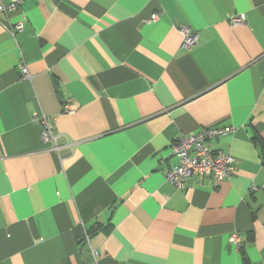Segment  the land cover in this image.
Listing matches in <instances>:
<instances>
[{
    "label": "crops",
    "instance_id": "0c3cea01",
    "mask_svg": "<svg viewBox=\"0 0 264 264\" xmlns=\"http://www.w3.org/2000/svg\"><path fill=\"white\" fill-rule=\"evenodd\" d=\"M226 127L205 145L234 159L228 179H164L175 141ZM263 183L264 0L0 13V264H264Z\"/></svg>",
    "mask_w": 264,
    "mask_h": 264
},
{
    "label": "built area",
    "instance_id": "2783aa9c",
    "mask_svg": "<svg viewBox=\"0 0 264 264\" xmlns=\"http://www.w3.org/2000/svg\"><path fill=\"white\" fill-rule=\"evenodd\" d=\"M22 0H0V13L8 14L19 9ZM159 15L152 14L150 22L158 20ZM232 26L242 24V19L233 17L230 19ZM23 25L17 23L12 29H8L11 36L22 31ZM183 39L182 48H191L196 44L197 36L191 32L188 27L180 28ZM18 70L23 78L29 77L26 67L20 63ZM64 111L71 113L74 109L70 105L64 106ZM42 126L41 140L54 144L56 136L53 134L52 123L47 116L42 115L40 122ZM233 131L232 128H209L198 132L195 135L182 137L175 141L172 145L173 155L177 158V165L165 173V180L177 189H184L186 182L192 177L212 176L215 180L228 179L233 172L234 159L229 155H223L219 152L211 151L205 145V142L211 139H216L226 136ZM264 191V183L260 187ZM252 190H257V187L252 186ZM230 238V242L237 248L241 246L239 237L234 234Z\"/></svg>",
    "mask_w": 264,
    "mask_h": 264
}]
</instances>
